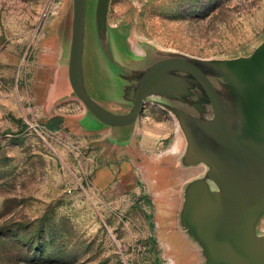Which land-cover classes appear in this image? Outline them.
<instances>
[{
	"label": "rangeland",
	"instance_id": "1",
	"mask_svg": "<svg viewBox=\"0 0 264 264\" xmlns=\"http://www.w3.org/2000/svg\"><path fill=\"white\" fill-rule=\"evenodd\" d=\"M70 17L71 0H0V264H172L159 223L193 174L171 156L183 147L176 120L146 103L123 147L82 129V103L53 94ZM108 19L133 54L147 42L230 58L264 39V0H111ZM85 75L96 100L115 96L94 64Z\"/></svg>",
	"mask_w": 264,
	"mask_h": 264
},
{
	"label": "water",
	"instance_id": "2",
	"mask_svg": "<svg viewBox=\"0 0 264 264\" xmlns=\"http://www.w3.org/2000/svg\"><path fill=\"white\" fill-rule=\"evenodd\" d=\"M87 2L71 0L63 73L54 78L53 94L75 96L85 110L80 127L108 129L120 147L133 140L146 103L168 111L183 141L178 157L171 155L174 164L193 173L175 190L177 228L202 264H264V39L249 55L230 58L147 42L133 54L125 31L109 22L111 0H95L86 38ZM93 64L116 93L112 99L90 95L85 74Z\"/></svg>",
	"mask_w": 264,
	"mask_h": 264
},
{
	"label": "crops",
	"instance_id": "3",
	"mask_svg": "<svg viewBox=\"0 0 264 264\" xmlns=\"http://www.w3.org/2000/svg\"><path fill=\"white\" fill-rule=\"evenodd\" d=\"M163 215L167 221L159 223L160 228H162L160 232L162 233L164 245L169 251L170 262L172 264H202L197 248L176 226L175 208L170 206Z\"/></svg>",
	"mask_w": 264,
	"mask_h": 264
},
{
	"label": "trees",
	"instance_id": "4",
	"mask_svg": "<svg viewBox=\"0 0 264 264\" xmlns=\"http://www.w3.org/2000/svg\"><path fill=\"white\" fill-rule=\"evenodd\" d=\"M53 120H55L56 122H55V124L54 125H52V128L54 129V128H58L60 125H61V123H62V119L60 118V117H54V119ZM4 238V236H3V233H2V231H0V242H1V240Z\"/></svg>",
	"mask_w": 264,
	"mask_h": 264
}]
</instances>
